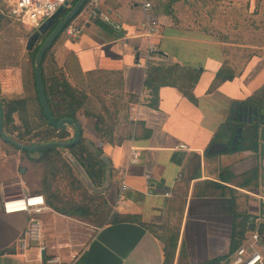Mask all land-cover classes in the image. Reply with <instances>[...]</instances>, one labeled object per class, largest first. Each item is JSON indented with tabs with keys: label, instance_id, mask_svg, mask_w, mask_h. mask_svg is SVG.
<instances>
[{
	"label": "crops",
	"instance_id": "obj_1",
	"mask_svg": "<svg viewBox=\"0 0 264 264\" xmlns=\"http://www.w3.org/2000/svg\"><path fill=\"white\" fill-rule=\"evenodd\" d=\"M68 1L58 18L77 0ZM89 1L69 23L81 28L80 35L72 38L63 30L47 58L49 65L65 71L73 86L87 91L85 110L103 113L109 101L116 107L110 112L114 120L107 137L97 130L94 115L87 116L83 109L78 116L83 137L99 146L110 164L103 186L96 190L111 213L124 218L97 226L60 213L47 201L39 213L6 212L3 201L8 198L46 195L33 178L36 173L42 177L41 166L20 148L5 146L8 142L0 137V264H48L54 257L75 264H231L235 240L241 238L240 247L254 231L260 236L264 264V0L237 4L236 10L248 12L263 28L248 45L252 55L239 70L233 64L239 55L227 48L230 40L185 23L179 8L189 0H153L150 9L138 0H103L99 11L112 22L91 19ZM0 12L13 21L16 32L30 36L31 27L11 18L4 0ZM149 18L156 21L152 33ZM158 62L201 70L192 89L197 102L177 86L161 85L158 104L149 103L144 81L149 64ZM225 66L236 69L237 77L209 92ZM1 80L10 81L6 76ZM23 88L2 85L0 94L24 96ZM234 104L256 108L255 120L235 119ZM123 107L129 116L118 120L117 111ZM226 122L236 127L234 134L227 130L216 136ZM239 126L242 131L233 143ZM65 129L70 140L75 127ZM214 142L228 149L208 153ZM59 149L71 154L68 148ZM133 149L137 162L132 161ZM33 218L41 221V237L24 246Z\"/></svg>",
	"mask_w": 264,
	"mask_h": 264
},
{
	"label": "trees",
	"instance_id": "obj_2",
	"mask_svg": "<svg viewBox=\"0 0 264 264\" xmlns=\"http://www.w3.org/2000/svg\"><path fill=\"white\" fill-rule=\"evenodd\" d=\"M64 16L58 18L52 24L47 32L41 36L40 43L37 44L31 52V68L25 77V82L27 83L25 90L27 89L29 94L24 96L0 97L4 106V128L8 134L16 138L19 142L38 144L55 140L67 141L69 140L68 137L71 135L67 129H61L49 120L40 100L35 73V56L38 49ZM69 23L67 25H69ZM51 46L44 54L41 64L44 93L51 114L56 121L66 117L79 121L78 114L81 110H85L89 95L87 91L73 86L62 68L46 64ZM200 71V69L194 70L191 67L183 66L179 63H150L144 81L145 88L150 92L149 103L152 106L158 104V92L161 85L177 86L191 101L197 102V98L192 89L198 81ZM236 77L237 74L235 70L230 66H225L217 72L209 88V92L216 89L224 81L233 80ZM249 99L252 100V98ZM105 109L110 112L107 107H105ZM85 114L87 116L94 115L97 118V130L101 136L107 137L112 126V114L110 113V118H106L102 112L93 114L85 110ZM16 115L19 117L20 124L16 122ZM261 120L264 121V116L261 117ZM235 128L236 127L230 122H226L219 128L215 135H222L227 130L231 131L233 135ZM144 130L146 134L149 135L150 130L145 127ZM216 136L215 139L217 138ZM34 139H36V141H34ZM8 143L19 149L10 142ZM68 149L75 160H77L84 169L92 184V190L86 189L79 184L78 188L81 190L80 193L82 194L81 199L73 197V195L66 196L59 188L54 187L53 182L56 181L60 173L65 174L64 177L69 175L75 180L72 168L66 162L59 147L51 146L37 150L21 149L30 157L35 165L38 164L42 168L40 184H42V191L46 195L48 205L60 213L77 217L97 226L122 220L124 218L123 216L115 217L111 213V207L107 200L96 190V188L103 186L106 173L110 167V164L104 159L102 149L92 141L84 138L83 135H81L77 143L69 146ZM35 152L39 153V157L34 158L30 156V154H34ZM239 240H241V238L238 236V239L235 240V244L233 245V250L239 248Z\"/></svg>",
	"mask_w": 264,
	"mask_h": 264
},
{
	"label": "rangeland",
	"instance_id": "obj_3",
	"mask_svg": "<svg viewBox=\"0 0 264 264\" xmlns=\"http://www.w3.org/2000/svg\"><path fill=\"white\" fill-rule=\"evenodd\" d=\"M189 2V4H186L188 7L185 5L179 8V12L186 20L185 23L198 24L211 34L230 40L232 43L227 45V48H230L229 51L231 54L237 52L236 54L239 55V58H236L233 62L235 68L239 70L245 61H247L248 56L252 55L253 48L248 45H253L256 38L255 33H257V31H262V25L253 22V17H251L248 12L236 10L239 6L237 5L239 0H225L220 2H215L214 0H189ZM248 31H251L252 35H248ZM28 38V35L16 32L14 30L13 21L5 19L0 12V89L2 85H6L9 88H15L17 85L18 88L24 86L23 89H25V86L27 85L25 77L31 68L32 58L30 51L26 49ZM257 46L262 45L257 44ZM50 62V59H47L46 64H50ZM4 76L8 77L10 81H2L1 78ZM101 92H104V90H100V93ZM10 94L11 93L4 95L0 94V97L10 96ZM24 94H29V91L26 89ZM111 102L112 101H109L107 104L108 110L110 112H115L116 107L112 106ZM110 112L103 108V113L106 118H110ZM116 115V119L124 120V117L129 116V111L127 108L124 109L123 107L117 111ZM113 118L114 117L112 116V120ZM16 122L17 124H20L17 115ZM34 141H36V139H34ZM4 144L5 146H12L5 142ZM63 157L71 166L75 175V180L69 175L64 177L65 174L60 173L56 181L53 182L54 187L59 188V190L66 196L73 195V197L81 199L82 194L80 193L81 190L78 188L79 184L89 190H92V184L84 169L71 154L65 152ZM33 171L34 169L32 168V174ZM33 178L37 180L38 184V180L40 183L42 177L36 173L33 174Z\"/></svg>",
	"mask_w": 264,
	"mask_h": 264
},
{
	"label": "built area",
	"instance_id": "obj_4",
	"mask_svg": "<svg viewBox=\"0 0 264 264\" xmlns=\"http://www.w3.org/2000/svg\"><path fill=\"white\" fill-rule=\"evenodd\" d=\"M5 7L8 11L9 16L16 22L21 23L22 25H29L31 27V33L38 30L39 27L52 16L61 6L65 4L68 0H4ZM103 0H90L86 10L88 11L89 17L91 19L101 18L104 21H111L112 19L107 14H102L99 11V5ZM144 6L145 9H150L153 7V0H138ZM149 32H155L156 21L149 18L147 22ZM119 27V25H116ZM65 32L68 36L76 38L80 35L81 28L75 23H71L65 27ZM154 51V48H151ZM132 161H138V152L136 149H133ZM149 178L150 175L148 174ZM122 191L127 189V184L123 182L121 185ZM29 197L40 198L38 203L35 204H21L19 203L21 198L29 199ZM28 203L30 201L28 200ZM11 205V208H10ZM25 207L20 209L18 207ZM46 207V198L43 194H31L26 196H17L8 198L3 201V208L6 212L14 211H26L39 213ZM14 209V210H11ZM42 232L41 221L37 218H33L29 224L27 231L25 232V237L22 239V244L25 246L27 240H39ZM260 236L257 231H254L248 242L241 245L234 255L231 264H262L263 255L261 249L259 248ZM48 264H75L74 262H63L58 257H54L48 260Z\"/></svg>",
	"mask_w": 264,
	"mask_h": 264
},
{
	"label": "water",
	"instance_id": "obj_5",
	"mask_svg": "<svg viewBox=\"0 0 264 264\" xmlns=\"http://www.w3.org/2000/svg\"><path fill=\"white\" fill-rule=\"evenodd\" d=\"M87 0H77L76 3L73 5V7L66 13L64 18L58 22V24L55 26V28L50 32V34L45 38L44 42L38 49L36 56H35V73H36V81L37 86L40 94V100L42 103V106L44 108L45 113L47 114L49 120L55 124L57 127L61 129L67 128L68 125H73L75 127V134L73 138L67 141H48L44 143H38V144H26L19 142L16 138L8 134L4 128V106L0 99V135L1 137L11 144L17 146L20 149H27V150H37L45 147H51V146H57V147H63L68 148L69 146L77 143L82 135V126L81 123L78 120L72 119V118H62L59 121H56L55 118L51 114V110L49 107V104L47 102L45 93H44V87L42 83V73H41V64H42V58L46 51L49 49V47L55 42L59 34L64 30L66 25L81 11L83 6ZM69 1H66L63 6H61L52 16H50L45 22L39 27L38 30L34 31L28 38L27 41V49L32 50L34 49L36 43L41 39V36L47 32V30L52 26V24L57 20V18L65 11L66 5H68ZM238 104H235V111L239 114V116H234L235 119L239 118V120H242L244 117V121L253 122L255 120V115L257 113V109L248 106V105H240V109H237ZM242 112V113H240ZM242 131V127L239 126L237 128V134L235 135L233 139V143L237 142L238 133ZM233 146L232 148H234ZM228 149V145L222 142H214L211 147L208 150V153L214 154L218 152H223Z\"/></svg>",
	"mask_w": 264,
	"mask_h": 264
},
{
	"label": "bare ground",
	"instance_id": "obj_6",
	"mask_svg": "<svg viewBox=\"0 0 264 264\" xmlns=\"http://www.w3.org/2000/svg\"><path fill=\"white\" fill-rule=\"evenodd\" d=\"M38 199H40V198L29 197V199H25V200H24V198H21V200H19L20 201L19 203H21V204L25 203L26 206H27L28 204L38 203L39 202ZM28 200L30 201V203H28ZM22 206L23 205H21V207H18V208H20V209L25 208V207H22ZM10 208H11V205H10ZM11 210H14V209H11Z\"/></svg>",
	"mask_w": 264,
	"mask_h": 264
},
{
	"label": "flooded vegetation",
	"instance_id": "obj_7",
	"mask_svg": "<svg viewBox=\"0 0 264 264\" xmlns=\"http://www.w3.org/2000/svg\"><path fill=\"white\" fill-rule=\"evenodd\" d=\"M235 105V104H234ZM240 105L241 104H238V107H237V109H240ZM233 109H234V106H233ZM232 116L234 117V116H239V114L238 113H236V111L235 110H232ZM243 119H244V117H243ZM242 119V120H243ZM237 120H239V118H237Z\"/></svg>",
	"mask_w": 264,
	"mask_h": 264
}]
</instances>
